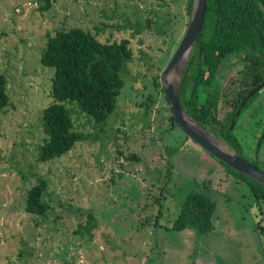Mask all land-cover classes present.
Returning a JSON list of instances; mask_svg holds the SVG:
<instances>
[{"label": "rangeland", "instance_id": "374dc122", "mask_svg": "<svg viewBox=\"0 0 264 264\" xmlns=\"http://www.w3.org/2000/svg\"><path fill=\"white\" fill-rule=\"evenodd\" d=\"M188 1L51 0L41 12L39 0H0V75L11 103L0 114V264H264V207L260 214L246 182L170 126V107L154 85L186 30ZM73 27L101 42L127 39L133 57L105 125L94 128L68 104L88 137L42 163L53 69L39 59L48 33ZM244 71L234 58L221 96ZM223 100L220 118L228 112ZM260 120L264 92L236 130L242 155L264 171ZM37 177L47 181L45 218L24 209ZM192 191L216 205L207 235L170 229Z\"/></svg>", "mask_w": 264, "mask_h": 264}, {"label": "trees", "instance_id": "16d2710c", "mask_svg": "<svg viewBox=\"0 0 264 264\" xmlns=\"http://www.w3.org/2000/svg\"><path fill=\"white\" fill-rule=\"evenodd\" d=\"M50 1L39 0L38 9L41 12L49 10ZM191 6L192 0H189L188 16ZM46 38L39 61L43 67L53 69V74L51 102L42 110V131L45 138L38 148V161L42 163L66 155L78 142L88 137L85 132L76 128L75 120L71 117L73 114L67 108L68 104L77 105L79 113L94 128L105 125L115 110L117 99L125 85L126 66L133 57L129 40L101 42L96 35L80 27L56 30L53 34L48 33ZM234 58L245 63V71L230 86L228 95L223 97L220 95L223 81L220 71L225 61ZM155 82V88L169 105L160 83L157 79ZM263 92L264 0H206L203 29L192 49L180 83L179 100L182 108L208 133L221 139L244 157L242 144L236 134L238 121ZM150 97L148 96V100ZM222 100L228 112L220 118L218 108ZM10 104L7 79L0 75V114ZM142 105H146V116L148 104L144 102ZM168 119L170 126L177 128L172 115ZM262 121H258L257 125H264ZM263 141L264 126L259 134L257 147ZM135 159L138 160L137 157ZM219 163L229 174H234L240 181L248 184L257 209L263 214L264 187L222 162ZM252 164L255 165L254 162ZM46 190L47 181L42 177L38 178L37 184L27 191L25 212L46 217L50 210L48 202L44 200ZM215 209L213 200L192 191L179 205L178 215L172 221L170 229L181 231L193 226L199 235H207L213 230ZM258 225L263 232L261 224ZM262 236L264 246L263 233Z\"/></svg>", "mask_w": 264, "mask_h": 264}, {"label": "water", "instance_id": "95a60500", "mask_svg": "<svg viewBox=\"0 0 264 264\" xmlns=\"http://www.w3.org/2000/svg\"><path fill=\"white\" fill-rule=\"evenodd\" d=\"M161 7H164V5L160 4ZM205 9L206 0H192L186 30L169 62L161 72L160 87L169 103L174 124L186 138L235 172L264 187V171L236 153L227 143L208 133L196 119L182 108L179 100L180 82L192 49L201 35ZM178 66V78L173 81L169 75Z\"/></svg>", "mask_w": 264, "mask_h": 264}, {"label": "flooded vegetation", "instance_id": "af4514ba", "mask_svg": "<svg viewBox=\"0 0 264 264\" xmlns=\"http://www.w3.org/2000/svg\"><path fill=\"white\" fill-rule=\"evenodd\" d=\"M231 64H232V60H228V61H225L223 64H222V69L220 71V74L221 76L223 77L227 70L231 67ZM188 140V138H187ZM193 142V141H192ZM194 143V142H193ZM197 145V144H196ZM218 161V160H217ZM250 161V160H248ZM219 162V161H218ZM251 162V161H250ZM252 163V162H251ZM221 165V164H220Z\"/></svg>", "mask_w": 264, "mask_h": 264}, {"label": "bare ground", "instance_id": "6f19581e", "mask_svg": "<svg viewBox=\"0 0 264 264\" xmlns=\"http://www.w3.org/2000/svg\"><path fill=\"white\" fill-rule=\"evenodd\" d=\"M178 73H179V66L176 67L169 75V77L175 81L178 78Z\"/></svg>", "mask_w": 264, "mask_h": 264}, {"label": "crops", "instance_id": "0c3cea01", "mask_svg": "<svg viewBox=\"0 0 264 264\" xmlns=\"http://www.w3.org/2000/svg\"><path fill=\"white\" fill-rule=\"evenodd\" d=\"M214 217H215V216H214ZM213 230H214V224H213ZM213 230H212V231H213ZM212 231H211V232H212ZM211 232H210V233H211Z\"/></svg>", "mask_w": 264, "mask_h": 264}, {"label": "built area", "instance_id": "2783aa9c", "mask_svg": "<svg viewBox=\"0 0 264 264\" xmlns=\"http://www.w3.org/2000/svg\"><path fill=\"white\" fill-rule=\"evenodd\" d=\"M34 5H36V4H34Z\"/></svg>", "mask_w": 264, "mask_h": 264}]
</instances>
